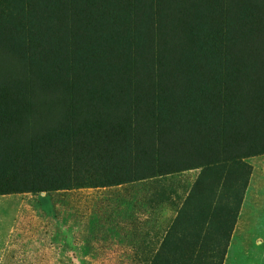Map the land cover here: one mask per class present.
Returning <instances> with one entry per match:
<instances>
[{"label": "rangeland", "instance_id": "1", "mask_svg": "<svg viewBox=\"0 0 264 264\" xmlns=\"http://www.w3.org/2000/svg\"><path fill=\"white\" fill-rule=\"evenodd\" d=\"M253 1L0 0V264H264Z\"/></svg>", "mask_w": 264, "mask_h": 264}, {"label": "trees", "instance_id": "2", "mask_svg": "<svg viewBox=\"0 0 264 264\" xmlns=\"http://www.w3.org/2000/svg\"><path fill=\"white\" fill-rule=\"evenodd\" d=\"M249 3H250V6H253V3L254 1L253 0H248ZM260 4H263L264 5V0H261L259 1ZM235 42L238 43V47L241 48L242 46H244V44L242 43V41L240 40L239 36L237 35V37H235ZM248 41L246 40V43ZM199 62H195V65L197 64L198 65ZM256 111H258L257 108H252ZM181 129H183L182 125L179 127ZM181 131V130H179ZM215 131V130H214ZM184 132V131H182ZM215 137V133H213V138L214 139ZM186 139L189 140V142L192 140V139H200L202 138L201 136H198V135H193V136H187L185 137ZM202 142L204 143V146H208L210 148H212L210 150V153H209V157L207 159V162H218L220 163L221 161H224L226 158H228L229 155H232L234 156L235 153L234 152H229V155H228V152L226 151H223V150H220L218 148H214L212 145H214L213 141H208L206 138L205 139H202ZM14 151H15V155L16 158L19 157V162H21L23 164V166L25 167V169L27 170V174L30 175V177L32 178V181L36 184L37 187L40 188V190H43L44 189V182L41 180V178L36 175L31 167V164L28 162V159L25 160L22 156H20V152L17 151V148H14ZM204 152L203 151H200L198 153V155L196 154V160H194V162L192 163L191 160H179V161H175L173 162L174 164V168H173V171H180V170H183V169H189V168H192V167H198V166H201L204 170H207V162H205V158H204ZM190 161V162H189Z\"/></svg>", "mask_w": 264, "mask_h": 264}]
</instances>
